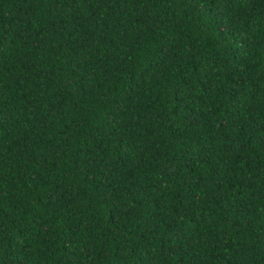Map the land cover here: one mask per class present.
Wrapping results in <instances>:
<instances>
[{"label":"trees","instance_id":"trees-1","mask_svg":"<svg viewBox=\"0 0 264 264\" xmlns=\"http://www.w3.org/2000/svg\"><path fill=\"white\" fill-rule=\"evenodd\" d=\"M0 264H264V0H0Z\"/></svg>","mask_w":264,"mask_h":264}]
</instances>
